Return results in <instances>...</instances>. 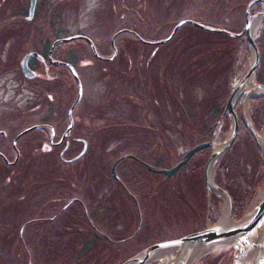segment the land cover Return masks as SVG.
Listing matches in <instances>:
<instances>
[{"label":"flooded vegetation","instance_id":"1","mask_svg":"<svg viewBox=\"0 0 264 264\" xmlns=\"http://www.w3.org/2000/svg\"><path fill=\"white\" fill-rule=\"evenodd\" d=\"M33 1L32 9V0H0V264H47V256L77 255L83 242H109L111 197L119 191L129 204H138L130 189L139 185L141 174L123 164L160 176L156 160L142 161V145H157L158 138L149 143L139 139L137 148L133 145L138 156L120 153L126 146L123 139L131 136L128 130L149 127L138 121L134 109L140 99L134 93L124 99L121 90L124 85L135 88L134 82L149 85L147 72L160 49L142 43L147 48H131L142 27L132 21L141 18L146 1L97 0L86 32L67 29L78 27V10L85 0ZM216 1L223 5V0ZM104 6L110 13L96 19L94 14ZM42 31L45 35L32 41ZM87 69L94 72V80L107 84L105 90L111 87L113 96L105 91L94 105H83ZM154 96L147 104L153 113L149 109L146 115L151 113L155 123L162 111L155 91ZM150 123L157 131V124ZM155 150L151 159H158ZM150 175L142 178L146 185L153 182Z\"/></svg>","mask_w":264,"mask_h":264},{"label":"rangeland","instance_id":"2","mask_svg":"<svg viewBox=\"0 0 264 264\" xmlns=\"http://www.w3.org/2000/svg\"><path fill=\"white\" fill-rule=\"evenodd\" d=\"M145 1L146 4L143 9H139L142 19V27L139 28V32L144 34L145 38L150 42H158L157 40L163 38L171 27L178 21L183 20L213 29H224L225 31L237 32V29H231L230 26L228 27L225 23V19L230 14V12L226 10L227 3L220 5L216 0H173V2L169 4L168 0V3L166 2L161 5L160 2H158L156 5L154 2L155 0ZM246 1L247 0H243V3ZM198 2H200V5H198ZM243 3H237L234 9V16H237L239 20L243 19L245 16L243 13L245 4ZM97 4V0L83 1L78 10L80 12V14L78 12L80 16L77 21L78 27H75L76 24H71L70 26L67 25V29L70 31L78 29L82 32H86L84 30L89 24L93 23L91 19V9L97 6ZM131 6L135 9V6L132 4ZM106 12L110 13L108 7L103 8L99 13H95L94 17L96 19L105 17L109 14L107 13L105 15ZM95 22L98 23L99 20ZM132 22L135 23L134 20ZM98 28L102 30V25ZM133 28L138 32L136 25H133ZM259 29L260 27L258 28L257 24L254 36L256 35L257 37ZM43 32L45 35V31L32 35V41H35L39 36L42 37ZM88 32L92 33V31L89 30ZM90 33H88V35L92 37ZM110 35L111 33L109 32L104 35L106 40L110 38ZM223 46L222 41L217 36L200 32L192 26H186L170 44L158 47L160 49L150 65V70L147 72V82L149 85L145 88L143 82L140 81V87L139 82H134L135 88L131 86L133 89L126 85L121 88L124 99H129L133 93L134 97L136 96L135 99H140V101L136 102L138 107L135 105L134 108L136 110L138 109V121L143 126L147 125L148 121L155 124L152 118H149V116L152 117L151 113H153V107L151 105L147 106V104H150V100L153 99L151 94L154 91L161 100L163 97H171L174 94L186 97V93L193 98L201 100V98L206 95L204 94L206 90L212 91L216 88H220L219 92L225 94L226 90H222L225 87H227L228 92L231 93L247 75L251 66V59L249 58V60L242 64L238 74L230 77L233 57L231 58L229 55H224V52H227L228 48ZM131 48L140 50L141 48L147 47L137 44ZM135 49H133V51H136ZM93 76V71L88 69L83 71L85 83L84 106L94 105V102H98V99L100 101L105 91H107L106 96H113L109 94L108 91L111 90V87L105 90L107 84L100 79L94 80ZM143 81L145 82V80ZM250 82L251 84L247 92L246 102H241L245 97V94H241L233 104V111L235 114H240L243 117H247L249 114V102L255 97L254 94H252L254 81L252 80ZM128 84L130 83L128 82ZM149 86L150 89H148ZM162 101H164V103H161V111H163L164 119L160 117V124L158 126L160 128L157 130L161 132V137L159 138L160 144H164L168 148L166 151L160 148L164 154H168L165 161L167 165L161 166V168L168 169L174 166L178 157L186 153L189 146H191V140H194L196 143L197 134H195L196 136L193 135L194 125L187 123L184 115L180 112H172V99L168 101L163 99ZM116 107L117 106L114 108ZM119 109H122V107ZM149 109L151 113L150 115H146ZM131 112L132 110H130V115ZM122 114L126 116L125 118H127V120H132L127 113ZM227 117L230 119V122H232L231 118L229 116ZM162 119L163 121H161ZM220 129L221 127L218 129V132H220ZM231 130L230 124L226 133L219 138L217 137V139L214 138L210 154L218 151L225 145L230 137ZM127 132L131 133V136L128 137V135H126L127 137L123 139L126 146L120 151L121 154L138 156L133 145L137 148V143L140 140H147V143L152 141L151 137L144 136L141 129L128 130ZM256 133L257 139L264 136V126L260 132ZM112 136H114V134H112ZM177 144L178 147H175ZM260 147L264 155V147H262L261 144ZM217 165L218 162L213 164L214 171H217ZM123 167L136 169L141 174L139 185L134 186V189H130L135 195L138 204H129L128 200L121 192H115V195L111 197V201L114 202V204H109L111 213L112 210L114 212V214L112 213L114 222L111 223L110 220L108 225L110 228L112 226L115 227L116 236L113 237L118 241L123 239L127 240L131 234L134 235L136 232L140 231L141 228L142 229L138 237L133 241L130 240L121 245H110L109 252H105L101 255V263L99 261L96 264H119L131 253V251L142 247L145 240V243L157 240L158 244L168 239H179L192 232L202 231L207 228V226H214L220 221L226 204H224L213 192H207L205 183L203 182L204 176L202 177L201 174H197V171L193 172V169L187 168L181 174L167 179L162 176H152L141 169L140 166L130 162H125ZM213 167L212 174L214 173ZM95 168L97 167L95 166ZM148 175H150L149 178H151L153 182L146 185L142 181V178ZM135 181L138 183L136 175ZM124 183L129 185L131 181L124 180ZM255 191L256 193L252 203L247 206L243 213L245 217L264 199V180ZM210 194H213V196L219 200L217 204L213 202L211 207L209 206ZM143 229L149 232L145 231V233H142ZM139 238L144 239V241ZM231 249L232 247H230V244H225L223 248L215 249L201 256L193 264H200L205 259H215L216 256L226 253ZM192 252L193 251H191V253ZM182 256V249H171L161 253L159 258H154L148 264H179L176 260L179 258L183 259L184 257ZM257 256L258 255L255 253L249 252L246 255H239L238 258L234 260L231 255L232 261L230 264H255L256 260H258ZM95 257L96 253L90 256V258H87L84 263L82 262L79 264H93ZM259 263L264 264V261L261 260Z\"/></svg>","mask_w":264,"mask_h":264},{"label":"trees","instance_id":"3","mask_svg":"<svg viewBox=\"0 0 264 264\" xmlns=\"http://www.w3.org/2000/svg\"><path fill=\"white\" fill-rule=\"evenodd\" d=\"M249 1L250 0H247L245 3H243V0H223V4L227 3L226 10L230 12L228 17L225 19V23L228 25V27L230 26L231 29L235 28L237 29V31L242 28L244 20H239L237 16H234V9L237 3H243L246 6ZM245 6L243 9V13L245 11ZM262 8L264 9V3L262 5L254 6L251 9V14L255 15L259 13ZM222 30L225 31L224 29ZM226 32L236 33V31ZM217 37L222 41V45H224L223 47L228 48V51L224 52V55H229L231 58L233 57V60L231 62L232 68L230 70V77H233L235 74H238L239 69H241L242 67V64L249 60V49L247 48L246 44L242 39L234 41L221 36ZM225 39L228 41H226ZM255 45L259 52V65L255 72L254 81L257 85L264 86V20L261 23L260 31L255 39ZM224 89L226 90L225 94H221L219 92L220 88H216L212 91L206 90L204 92V94L206 95H204L201 100L193 98L187 93L186 97L179 96L178 94H174L173 96L169 97L172 99L173 103L172 112H180L182 115H184L187 123H191L194 125L193 135L197 134V141L195 143L194 140H191V146H189V149L202 143H209L213 138L215 130L220 124V122H224L225 124L223 133H226L228 131L230 119H228L227 116H224L223 113L230 93L228 92L227 87L223 88L222 90ZM152 98L156 99L155 96ZM167 98V96L163 97L162 100L165 99L167 101ZM162 100L157 95V101L161 110V103H164V101ZM236 116L238 122V130L236 137L231 147L218 162L217 171L214 176L215 185L219 189L224 191L231 201L232 221H238L243 217L244 211L246 210L247 206L252 203L255 197V189L264 180V157L261 155L254 138L249 132L244 117L240 114H236ZM160 117L163 118V111L162 115H159L157 117V120L155 121V123L157 124V129L160 128L158 127L160 124ZM163 119L161 121H163ZM249 119L254 130L256 132H260L264 126V93H261L252 100H250ZM148 126L149 127L146 129H141L144 133V136L146 135L151 138H158V144L142 145V161L149 163L150 161L152 162L156 160L154 168L157 170L162 169L161 166L167 165L165 164V161L166 156L168 154H164L161 149H164L166 151L168 150V148L164 144H160L159 142L161 132H158V130L155 131L153 128L156 127H154L150 123V121H148ZM175 147H178V144ZM156 148H158V151H160L158 154V159H151L150 154L154 151L153 154L155 155ZM144 152H146V154H144ZM180 158L181 157H178L175 164L180 161ZM209 158L210 148L205 149L196 154L194 157H192L188 164L177 175L184 172L185 169L191 168L193 169V172L197 171L196 173L201 174L203 177L204 168ZM213 202L214 204H217L219 201L214 196H212L211 204ZM112 213L114 214L113 210ZM112 213H110L111 223L114 222ZM141 229L135 237H132L133 234H131L127 240L123 239L118 241L115 240L113 237L116 236V229L112 226L110 228L109 242L92 239L89 240L88 243L83 242V248L78 251L77 255H62L60 257L47 256L45 257L46 263L59 264L60 262H62V264H79L82 262L84 263L87 258H90V256H93L96 253L95 261H93V264H96L100 261L102 254H104L105 252H109L110 245H121L127 243L130 240L133 241L138 237L141 232ZM145 231L147 230L143 229L142 233H145ZM139 239L144 241V239ZM145 242L143 243V248L139 247L138 249L131 251V253H129V255L119 264H124L129 259L140 253L143 249L157 244V240H154L150 243ZM78 244L80 246L81 242ZM231 255L232 252L223 253L219 256H216L215 259H205L200 264H230L232 261Z\"/></svg>","mask_w":264,"mask_h":264},{"label":"water","instance_id":"4","mask_svg":"<svg viewBox=\"0 0 264 264\" xmlns=\"http://www.w3.org/2000/svg\"><path fill=\"white\" fill-rule=\"evenodd\" d=\"M263 2L264 0H256L248 6L247 14H246L247 15L246 24L244 30L238 36L230 35L225 32L212 30L198 25H194L196 28H199L201 30L228 36L233 39H239L242 36H244L250 51V57H251L250 69L247 75L243 78V80L233 90L232 94L230 95L227 101L224 112V114L228 115L232 120V130L230 137L221 149H219L218 151L212 154L211 158L206 164L205 172H204L207 192L209 191L214 192L220 199H222L223 197L224 199L223 202L225 201L224 204H226L228 223L226 225L224 224L220 225V223L218 222L214 226H207V228L202 232L191 234L179 240L170 241L149 247L140 254H138L137 256L127 261L125 264H148L161 253L171 249H182L183 251L182 257H184L182 261L185 262L188 260L191 251H193V249L196 247L207 249L209 247H213L217 245H225V244H230V247H232V249L229 250L228 252H232V257L234 260H236L239 255L242 256L251 252L258 255L257 256L258 260H256L255 264H260L259 261L261 260L264 261V199L252 212H250L249 215H247L238 222H232L230 220L231 202L228 196L226 195L225 192H223L221 189L216 187L212 179L209 178V171L211 165L215 162V160H217L222 154H224L229 149L233 140L235 139L238 124H237L236 116L233 111V104L236 100V97H238L239 94L244 89V87H246L248 81H252V80L254 81V75L258 68L259 54L257 48L254 45L252 33L255 24L259 20L264 18V14L260 13L259 15L250 18L248 11L253 5L262 4ZM33 6H34V1L32 0V9ZM182 25L183 24H180L178 28L181 27ZM253 87L254 88L252 94L255 95L256 93L257 94L264 93V86H258L254 84ZM247 94L248 93H245L244 95L245 97L242 99L241 102L243 103L246 102ZM247 128L251 133L252 137L254 138V140L256 141V144L261 154L263 155L260 149L261 148L260 144L257 139V133L255 132L249 121H247ZM207 147H209V144H203L197 146L192 150H190L189 152H187L181 159L180 163L177 164L173 169L169 171H163V170L155 171V173L165 175L166 178H171L191 159V157L194 154ZM149 171H151L150 168ZM182 261L179 264H183Z\"/></svg>","mask_w":264,"mask_h":264},{"label":"bare ground","instance_id":"5","mask_svg":"<svg viewBox=\"0 0 264 264\" xmlns=\"http://www.w3.org/2000/svg\"><path fill=\"white\" fill-rule=\"evenodd\" d=\"M249 82L250 81H248V83ZM247 84H246V87L239 94V96L241 94H245V93H247L249 91L251 82L248 85ZM238 97H236V99ZM258 140H259V143L262 145V147H264V136L259 137ZM209 178L212 179L211 170L209 171ZM222 200H224L223 197H222ZM219 223H220V225H222V224L226 225L228 223V215H227L226 207L223 210V214L221 216V219H220ZM221 248H223V245H217V246L209 247L207 249H205V248L202 249L200 247H196V248L193 249V252L190 254V256H189L187 261L184 262V261H182V259H178V260H176V262L177 263H181V261H182L183 264H193L196 260H198L201 256L205 255L206 253L214 251L215 249H221ZM159 257H160V255L157 256V258H159Z\"/></svg>","mask_w":264,"mask_h":264}]
</instances>
